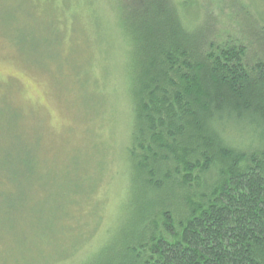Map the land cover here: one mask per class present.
I'll return each instance as SVG.
<instances>
[{"label":"trees","instance_id":"16d2710c","mask_svg":"<svg viewBox=\"0 0 264 264\" xmlns=\"http://www.w3.org/2000/svg\"><path fill=\"white\" fill-rule=\"evenodd\" d=\"M203 1L107 2L130 55V211L103 255L79 262L73 238L37 264H264V16Z\"/></svg>","mask_w":264,"mask_h":264},{"label":"rangeland","instance_id":"374dc122","mask_svg":"<svg viewBox=\"0 0 264 264\" xmlns=\"http://www.w3.org/2000/svg\"><path fill=\"white\" fill-rule=\"evenodd\" d=\"M243 1L264 16V0ZM107 2L0 0V233L14 243L0 241V257H14L7 264L54 261L73 238L79 262L101 256L130 211V55ZM203 2L218 12V0Z\"/></svg>","mask_w":264,"mask_h":264}]
</instances>
